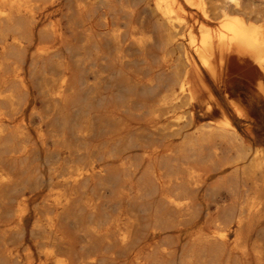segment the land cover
Here are the masks:
<instances>
[{
	"label": "rangeland",
	"instance_id": "obj_1",
	"mask_svg": "<svg viewBox=\"0 0 264 264\" xmlns=\"http://www.w3.org/2000/svg\"><path fill=\"white\" fill-rule=\"evenodd\" d=\"M38 1L35 17L24 20L23 82H15L9 69L0 81V88L11 94L0 104L6 117L0 127L21 130L25 148L12 168L16 188L31 196L25 229L15 238L21 249L34 244V208L50 186L83 168L78 181L59 185L75 197L66 229L76 260L92 254V264H264V190L252 188L238 168L219 170L202 159L209 143H202V129L196 128L218 114L208 116L196 108L193 117L177 122L159 105L169 76L158 67L160 20L145 9L153 0H116L131 10L120 21L121 44L102 33L83 35L80 22L70 15L69 0ZM207 1L210 12L222 6L221 0L219 6ZM241 1L243 7L252 2L264 6V0ZM213 16L206 22L211 27L218 22ZM140 22L154 36L143 49L128 37L130 26ZM52 26L58 34L49 30ZM43 43L51 47L39 55ZM168 52L175 60L180 53L173 45ZM219 73L217 80L203 77L204 97L235 87L239 102L264 115L263 99L250 97L259 78L250 58L231 57ZM260 121L264 124V118ZM235 126L239 132L256 130L264 140V129H251L250 120ZM211 144L223 157L227 154L225 143ZM191 171L201 178L191 177ZM256 194L263 195V203L252 212L248 201ZM238 216L247 254L233 248V232L225 244L204 240L216 223L234 229ZM90 226L99 233L81 237ZM257 247L263 250L262 261L253 254Z\"/></svg>",
	"mask_w": 264,
	"mask_h": 264
},
{
	"label": "bare ground",
	"instance_id": "obj_2",
	"mask_svg": "<svg viewBox=\"0 0 264 264\" xmlns=\"http://www.w3.org/2000/svg\"><path fill=\"white\" fill-rule=\"evenodd\" d=\"M213 1L218 4V0ZM38 2L0 0V81L6 78L3 72L9 69L15 82H23L21 61L25 48L24 20H32L35 17ZM208 2L153 0L152 5L146 4L145 9L160 20L158 25L163 54L158 67L169 76L159 105L177 122L193 117L196 108L203 109L208 116L217 113L216 118L196 128L202 129V143H209L202 159L219 170L226 165L234 166L250 182L252 188L264 190V140L256 130L244 128L242 133L235 126V123L242 120H250L251 129H264V124L260 121L264 115L261 116L259 112L255 114L251 107L244 106L241 103L243 101L239 102L236 99L238 90L235 87L226 94L221 91L217 94L208 92L204 97L201 86L203 77L217 80L219 72L227 68L229 58L248 57L259 72V78L254 83V94H250V97L264 101V6L252 2L243 7L241 0H221L219 3H222V6L218 4L217 12L211 11L214 15L217 14L215 17L218 19L215 27H211L206 24L209 19L214 18L209 11L211 7L208 8ZM229 8L235 12H229ZM69 9L72 18L80 22L83 35L102 33L103 37L121 44L120 21L124 19L125 14L131 13V10L122 4L118 5L116 0H69ZM249 16L254 19H248ZM180 28L182 30H179ZM49 30L56 35L59 29L52 26ZM128 37L139 49L154 42L153 34L149 29L143 28L141 22L130 26ZM172 45L180 52L176 60L168 52ZM50 47L49 44H40L37 53L45 54L49 52ZM117 53L118 59L123 61V53L119 50ZM10 96L11 94L0 88V104ZM179 107L184 108L179 111ZM5 119L0 110V123ZM12 131L0 127V264L94 263V255L87 254L76 260L69 250L72 249V242L66 224L71 219V203L75 197L73 193L59 186L71 180L78 181L85 172L83 168H78L72 175L55 181L48 189L47 195L34 208L35 218L31 227L34 244L22 250L15 240L25 229L31 196L24 189L18 190L15 185L12 168L18 167L25 155V148L21 143L22 131ZM212 140L226 144L228 152L224 157L219 148L211 144ZM190 175L195 179L201 178V174L195 171H191ZM10 188L12 189L9 190ZM262 203L263 195L256 194L249 199L248 209L257 211ZM233 221L236 225L234 229L227 224H214L205 233L204 240L217 245L225 244L233 232V248L241 255L247 254L242 218L238 216ZM98 233L97 229L90 226L79 235L88 237ZM253 254L258 261L263 260V250L260 247H257Z\"/></svg>",
	"mask_w": 264,
	"mask_h": 264
}]
</instances>
